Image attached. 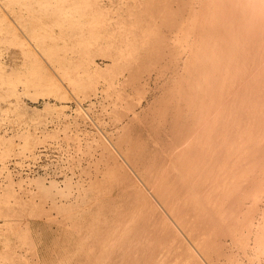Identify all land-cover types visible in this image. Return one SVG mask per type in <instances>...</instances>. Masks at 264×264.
<instances>
[{
    "label": "bare ground",
    "instance_id": "obj_1",
    "mask_svg": "<svg viewBox=\"0 0 264 264\" xmlns=\"http://www.w3.org/2000/svg\"><path fill=\"white\" fill-rule=\"evenodd\" d=\"M66 90L72 173L0 188V264H264V0H0V110Z\"/></svg>",
    "mask_w": 264,
    "mask_h": 264
},
{
    "label": "rangeland",
    "instance_id": "obj_2",
    "mask_svg": "<svg viewBox=\"0 0 264 264\" xmlns=\"http://www.w3.org/2000/svg\"><path fill=\"white\" fill-rule=\"evenodd\" d=\"M102 58L101 57H98L97 61L102 63ZM19 66H20V69H23L24 68V65H22V62L19 63ZM102 86V85H101ZM102 89H99L97 92H98V98L97 99H94V105L92 107V109L90 110L91 111V115H93V119H90L88 120V130L91 129L93 130V128L97 127V125H94L96 123H94L95 121L98 122L97 118H103L104 120V128L106 129H110L111 130V127L113 126V123H112V114L110 113V110L107 109V110H104L103 111V106L105 105H108L111 101L110 98H104L103 95H102ZM67 91V95H72V97L70 96V98L68 99V101H64V103H60L61 101L54 98V96L51 97V106H54L56 105L55 108H46L45 111L43 112H37V113H28L29 115H22L20 112H23L21 111V109H17L15 110L16 111V115L13 114L15 113V111H11L9 112L10 115L7 113H3L1 110H0V134L1 137H3L1 143H0V152L2 150V152L5 153V156L2 157L3 155H0V188H5L8 192H11L12 190H18L20 187H25L26 185L29 184V180H28V177L30 176H37L38 173L45 176L47 183L50 182L51 179H53L54 177L60 181V183H62L64 181V174H69L71 175V169L68 167L69 165H67L68 163L65 162V159H66V155H65V151L62 150L59 146H58V143L60 144V140H55L56 138L54 137L55 133H57L61 127H63L64 125L66 124H70L71 126V130L75 129L74 127H77V125H75L74 121L76 119V109H77V103H76V100L73 96V94L71 92H69L68 90ZM70 93V94H69ZM56 102V103H55ZM58 102V103H57ZM66 103V104H65ZM89 102H85L84 105L89 108L90 106L88 105ZM61 105V106H60ZM35 106V105H33ZM36 106H38L40 109L43 108V101L41 100L38 104H36ZM63 106H66L63 108ZM62 109L64 110L61 111L59 109ZM47 109H49V111L51 112H47ZM52 109V110H50ZM18 111H20L18 113ZM40 111V110H39ZM61 111V113L59 112ZM23 113H27V112H23ZM63 113V114H62ZM67 115H65V114ZM5 114V115H4ZM12 114V115H11ZM32 114V115H31ZM35 114V115H34ZM39 114V115H37ZM46 114V115H45ZM2 115V116H1ZM8 115V116H7ZM23 117V119L20 117L21 116ZM28 116V117H27ZM32 116V117H31ZM52 116V117H51ZM7 117V118H6ZM12 117V118H11ZM19 117V118H18ZM31 119H30V118ZM34 117V118H33ZM38 117V118H37ZM7 120H6V119ZM15 120H14V119ZM43 118V119H41ZM96 120H95V119ZM10 119V120H9ZM33 119V120H32ZM35 119V120H34ZM5 120V121H4ZM9 120V121H8ZM14 120V121H13ZM21 120V121H20ZM30 120V122H28ZM93 120V121H92ZM20 121V123H19ZM79 121H81L83 127H85V124H84V121L82 119H79ZM3 122H5V124H3ZM10 122V123H9ZM26 123V126H25V123ZM52 122V123H51ZM14 126H12V124ZM19 123V124H18ZM29 123V124H28ZM32 123V124H31ZM72 123V124H71ZM92 123V124H91ZM18 124V125H17ZM42 124V125H41ZM5 125V126H4ZM22 125V126H21ZM73 125V126H72ZM75 125V126H74ZM47 126V127H46ZM21 127V128H20ZM36 127V128H35ZM39 127V128H38ZM2 128V129H1ZM17 128V130H15ZM24 128V129H23ZM50 128V129H49ZM55 128V129H54ZM73 128V129H72ZM31 131L30 134H29V130ZM28 130V131H27ZM36 130V132H35ZM50 130V131H49ZM52 130V131H51ZM90 130V131H91ZM109 130V131H110ZM23 131V133H21ZM34 131V133H33ZM40 131V132H39ZM54 132V133H52ZM70 132V131H69ZM92 132V131H91ZM47 133H49L48 137H47ZM18 136H17V135ZM25 134H28L27 137L31 134H35L34 136L36 137H40L42 140L43 138H46V140H44L42 142L43 143H52L53 144V147L49 144H44L42 145L40 143V148L39 149H44L42 151V156L40 158V161L38 163H34L32 159H29L31 156H30V149L29 148H24V147H28L27 144H29V141L28 139L25 140L26 138V135H25V138L23 135ZM14 135V136H13ZM22 135V136H21ZM46 135V137H45ZM50 135L52 136V139L54 140H51L50 138ZM60 135H61V138L63 136V133L60 132ZM12 139H11V138ZM14 137V138H13ZM36 137V138H37ZM6 138V139H5ZM29 139L32 138V141H34L35 139H33L34 137L32 136H29L28 137ZM37 138V139H38ZM39 138V139H40ZM11 139V140H9ZM48 139V140H47ZM9 141L11 143V145L13 144V148H11V145L9 143V146H8V142ZM26 141V142H25ZM49 141V142H48ZM52 141V142H51ZM58 141V143H56ZM60 141V142H59ZM15 142V143H14ZM21 142V143H20ZM25 142V144L27 145H23V143ZM64 144V146L66 147V142H62ZM7 145V146H5ZM23 146V150L22 147ZM56 146V147H55ZM10 148L9 150L7 148ZM6 150H5V149ZM15 148V150H14ZM4 150V151H3ZM12 153H11V151ZM61 150V151H60ZM24 151V152H22ZM46 151V152H45ZM10 152V153H9ZM63 152V153H62ZM9 153V154H8ZM26 154V155H25ZM58 154V155H57ZM13 155V156H12ZM48 155V156H47ZM8 156V157H7ZM11 156V157H10ZM63 156V157H62ZM29 157V158H28ZM43 157V158H42ZM49 157V159H48ZM2 158L4 160H2ZM17 158V159H16ZM63 159V160H60V159ZM28 159V160H27ZM17 160V161H16ZM62 163H61V162ZM20 162V163H19ZM57 162H60V163H57ZM14 163H19V164H14ZM31 163V164H30ZM53 164V165H52ZM4 165V166H3ZM8 165V166H7ZM55 165V166H54ZM61 165V166H59ZM51 166V167H50ZM64 167V168H63ZM2 168V169H1ZM4 168V170H3ZM16 168V169H15ZM29 168V169H28ZM53 168V170H52ZM62 168V169H61ZM69 168V169H68ZM10 170L12 173L11 175H8V171L6 172V170ZM13 169V170H12ZM23 169V170H22ZM34 169V170H33ZM61 169V170H60ZM33 170V171H32ZM66 171V172H65ZM45 172V173H44ZM36 173V174H35ZM61 173V174H60ZM77 174V175H76ZM76 174H75V179H77L79 173H78V170H76ZM11 179H10V177ZM9 179H8V178ZM29 177V178H30ZM32 178V177H31ZM51 178V179H50ZM12 183H11V182ZM22 181V183H21ZM10 182V183H9ZM9 184V185H8ZM12 186H11V185ZM5 185V186H4ZM18 187V188H17ZM10 188V189H9ZM12 188V190H11ZM13 192V191H12ZM36 226V225H35Z\"/></svg>",
    "mask_w": 264,
    "mask_h": 264
}]
</instances>
